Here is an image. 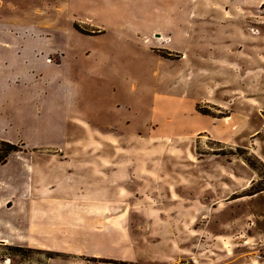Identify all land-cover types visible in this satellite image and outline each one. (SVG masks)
I'll list each match as a JSON object with an SVG mask.
<instances>
[{"label":"rangeland","instance_id":"obj_1","mask_svg":"<svg viewBox=\"0 0 264 264\" xmlns=\"http://www.w3.org/2000/svg\"><path fill=\"white\" fill-rule=\"evenodd\" d=\"M25 35L49 44L54 106L86 122L0 123L45 176L36 203L0 187V264H264V0H0V61ZM69 151L107 165L85 230L54 205Z\"/></svg>","mask_w":264,"mask_h":264},{"label":"crops","instance_id":"obj_2","mask_svg":"<svg viewBox=\"0 0 264 264\" xmlns=\"http://www.w3.org/2000/svg\"><path fill=\"white\" fill-rule=\"evenodd\" d=\"M1 44H8L7 48L1 47L2 53L3 51H9L10 46L13 48L14 56L16 55L18 59L16 57L13 59L7 53L6 57L0 61L5 67L3 69L0 68V123L12 121L17 117L24 124L39 125L36 126L37 129L34 128L35 132L40 133L41 136L43 134L46 136L48 130L43 129L44 127L40 125H47L48 123L54 125V123L63 122L66 124L69 119L86 122L84 118L69 115L67 108L63 107L62 103L61 107L58 103L54 106V63L46 61V57L50 52L49 44H44L43 39L30 35H25L24 37L18 36L17 41L12 43H5L4 41ZM8 58H12L14 61L6 62L5 59ZM16 81L20 83L17 84L15 83ZM12 82L15 84H12ZM57 99L60 98L57 97L56 101H58ZM53 130L54 126H51L49 131L52 133ZM19 152L21 151L13 154ZM89 152L69 151V155H72L74 158L72 160H57V164H54L55 169H51L52 180L59 181L62 178L64 179V183L57 186L54 185V205H64L63 207L61 206L62 216L65 215L64 208H67L65 217L72 221L75 219L81 220L83 224L78 225L83 230L90 225V221L87 218H90L93 213H97V211H91V204H100L98 206L100 209L99 213L102 215H104L103 208L106 209L105 204H108L106 200V187L98 185L100 183L96 185L90 184L92 178L103 179L100 173L108 172L107 165L104 166L103 170L97 166L92 167L89 158H86V156L90 155ZM12 156V154L9 155L7 161L0 165V187H9L13 183L18 182L22 187L20 198L29 199V201L33 199L36 203L35 196L31 199L33 194L31 191H27V186H34L35 188L42 186L43 179L45 178L42 172V161L38 163L36 160L28 164L26 159L25 161H19L20 158L13 159ZM64 171L67 176L63 173ZM111 171L114 173L113 179L117 180L121 178V175L117 173L118 171L115 169H111ZM10 196H12V190L11 192L9 191L8 197L2 198L0 196V213H3V207L8 204V200L11 199ZM101 203H104V205ZM76 204H82V207L75 209ZM115 214L119 216L122 214V211ZM99 216L100 214H98V218ZM105 217L108 216L105 215ZM54 219H58L57 214H54ZM71 234L75 235L74 232H71ZM0 241L4 242L5 239ZM54 250L64 251L65 249L62 247L60 249L54 248ZM67 250L69 251L70 249L67 248Z\"/></svg>","mask_w":264,"mask_h":264},{"label":"trees","instance_id":"obj_3","mask_svg":"<svg viewBox=\"0 0 264 264\" xmlns=\"http://www.w3.org/2000/svg\"><path fill=\"white\" fill-rule=\"evenodd\" d=\"M0 145L2 147L0 149V165L4 164L7 161L9 155L20 150V147L18 145L4 140H0Z\"/></svg>","mask_w":264,"mask_h":264}]
</instances>
